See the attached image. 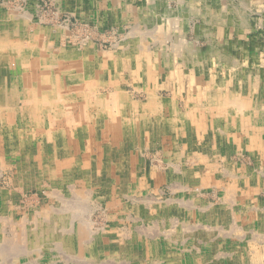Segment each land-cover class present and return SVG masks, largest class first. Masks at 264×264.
Wrapping results in <instances>:
<instances>
[{"label": "rangeland", "instance_id": "obj_1", "mask_svg": "<svg viewBox=\"0 0 264 264\" xmlns=\"http://www.w3.org/2000/svg\"><path fill=\"white\" fill-rule=\"evenodd\" d=\"M259 1L221 0V3L223 9H227L225 11L229 12L230 7H236L244 16L242 11L249 12L247 9L250 8L254 13L252 18L256 19L259 15V12L255 11L259 5L256 2ZM110 3L111 0H0V62L3 59L7 61L12 56L18 67L24 69L28 68L29 64L32 67V62L40 57L43 59L36 62L38 68H60L61 72L54 78L44 77L43 73L39 77L42 81L51 80L52 83L48 86L55 89V99L51 103L54 105L39 110V123L43 127L46 124L50 131L56 126L66 132L65 135L57 137L55 142H48L47 146L43 140L44 135H28L23 127V142L34 155L29 160L21 154L24 148L17 146L21 131L15 124L13 145L18 148L10 155L4 153L0 157V264H21L37 260L35 256L41 253L44 260L45 241L42 237L37 239L38 232L45 234V231H51L53 224L45 221L46 216L53 215V209L57 208L59 211L57 205L60 204L62 207L68 204L75 209L74 200L75 205L87 203L89 206L93 203L91 213L86 211L85 216L89 218L87 223L93 229L95 237H101L91 244V253H88L90 258L103 257L105 254L101 251L111 246L113 249H110L114 252L108 256L124 264H191L185 263L188 258L200 260L198 264H264L263 152L252 150V157L249 158L244 155L246 152L243 150H236L237 147L234 153L227 151L225 141H221L220 145L212 142L213 149L210 147L211 142L203 140L201 144L207 143L208 150L213 153L214 169L217 168L215 172L211 175L210 172H189L186 175L176 170L173 165L172 171L169 172L171 167L163 163V157H155V153H152L167 147V139H171V142L175 139L170 135L166 136L167 126L133 125V120L128 117L132 111L129 102L138 100L132 92L133 76H125L123 82L126 86L121 84L118 91H113L112 85L120 82L111 75L103 85L101 80L98 85L96 80L87 82L84 75L78 74L72 81L64 76L66 69L75 66V63L70 61L72 55L83 54L84 58L91 54L99 58L109 56L99 59L109 64L113 63L118 55L123 56L133 48L131 44H127V30L118 26L119 13L109 11ZM123 17L124 13H121V18ZM230 47L213 45L212 51L216 48L217 53L221 50L223 54L229 55ZM238 48L240 50L241 46ZM254 52L260 56L259 60L241 61L239 64L243 65L247 72L258 70L260 75L258 73L257 76H233L226 73L232 68L225 67L229 66L226 65L227 62L219 59L206 60L204 63L206 67L210 66L212 77L220 79L227 86H230L234 79L236 86L230 87L231 90L239 91L243 96L249 94L252 104L264 101V90L262 93L260 90V86L264 85V49L256 48ZM60 55L64 59L60 60ZM77 64L82 65L83 62ZM114 69L118 70L111 68L112 71ZM221 72L226 75H220ZM246 85L250 86L247 90ZM3 100L6 101V98ZM76 103L85 112L88 110L87 106L93 104L98 107L94 108L93 114L104 116L109 112L111 117L120 116L121 120L115 125L111 123L107 129L108 133L112 132L110 137L99 122L87 121L90 127H94L90 136H99L100 144L95 139L93 141L92 137H89L88 141L82 140L80 138L85 136V127L71 125L68 114L69 107ZM17 105L21 106L22 102ZM2 111L7 110L0 109V113ZM60 111L63 114L56 116ZM260 119L262 116L258 113L257 120ZM254 123L259 124L258 128H261L262 124L257 121ZM249 127L247 124L243 128L245 130ZM83 128L84 132L79 137ZM6 131L4 128V134ZM110 138H115V145L110 142L113 145L110 148L127 149V158L133 164L131 173L126 175L127 178H120L124 171L118 172L119 168H112L113 173L110 175L105 174L106 163L103 162L101 167L100 162H96L93 164H99L102 172L98 171L99 169L87 172L77 170L68 175L69 182L64 181L61 184L63 188L58 189L50 185L54 181L53 166L58 161L59 164H67L79 157L83 159L80 162H84L87 148L82 147L86 143L93 142L94 147L98 145L97 147L102 149V139L107 141ZM59 149L65 151V159V154L61 152L52 153ZM91 149L94 148L89 147L87 153L92 152ZM167 152L174 151L169 149ZM224 153H232L230 157H226L231 168H234L229 172L219 171L225 164V156L222 155ZM41 157H44L42 163L39 161ZM9 161L14 163L13 167L9 166ZM239 165L249 167L252 172L235 173V168L239 172ZM89 169L92 168H86ZM123 179L124 181H119ZM79 180L87 182L88 185L77 183V189L70 187L72 182ZM181 180L187 187H181ZM237 184H249L247 196L245 190L235 188ZM55 191L61 198L59 202L55 198ZM188 199L190 212L197 209L192 207H197L200 201L204 212H201L199 218H187L183 215V211H188L184 202ZM110 216H118L119 222L107 219L105 222L104 219ZM225 220H228L227 223ZM197 232L208 235L207 241L202 238L199 243L192 242V239L197 237ZM110 234L116 237L110 238ZM39 246V252L31 251ZM25 250L29 253H23Z\"/></svg>", "mask_w": 264, "mask_h": 264}, {"label": "crops", "instance_id": "obj_2", "mask_svg": "<svg viewBox=\"0 0 264 264\" xmlns=\"http://www.w3.org/2000/svg\"><path fill=\"white\" fill-rule=\"evenodd\" d=\"M256 3L259 5L255 11L259 12V15H257L258 18L254 19L252 18L254 13L250 11V8H246L251 12L250 15L248 11H242L245 16L240 14L236 7L235 9L230 7L231 10L228 12L225 11L227 9H223L221 0H111V3L108 4L109 11L119 13L118 26L127 30L129 34L127 44H131L133 48L126 51L123 56L118 55V58L115 59L116 62L114 60L113 63L109 64H106L104 60H99L109 58V56L99 58L91 54L84 58L83 54L72 55L70 61L75 63V66L72 65L71 68L66 69L64 76L72 81L75 80L76 75H84L87 82L96 80L98 85L99 80H101L103 85L111 75L120 82L112 85L113 91L120 90L121 84L126 86L123 82L125 76H133L132 92L138 99L135 102H129L132 111L129 112L128 117L133 120V125H165L168 129L166 136L170 135L175 138L172 142L171 139H167V147L162 148L160 152H152L155 153L154 156L163 157V163L171 167L169 172L172 171L173 165L177 168L176 170L186 175L189 172L193 174L210 172L209 175H211L217 168L214 169V156L212 151L208 150L207 143L201 144L203 140L211 142V145L212 142L220 145L221 141H225L227 151L234 153L237 147L236 150H243L246 152L244 155L249 158L252 157V150L253 152L255 150L261 151L264 154V101L252 104L249 94L243 96L239 94V91L231 90L230 87L236 86L234 79L230 82L231 85L227 86L220 79L216 80L212 77L213 73L210 66H204L206 60L219 59L227 62L226 65L229 66L225 67L232 68L226 73H231L233 76L258 75V70L254 72L255 70L252 69L247 72L246 68L239 64L241 61L259 60L260 56L256 55L254 51L256 48L264 49V0ZM228 5L230 6V4ZM246 6L248 7V4ZM121 13H124L123 19ZM213 45H230V54H223L221 50L217 53L216 48L212 51ZM239 45L241 46L240 50ZM216 53L217 55H215ZM11 57L7 61L0 62V109L7 110L0 113V157L4 153L10 155L18 148L13 145L15 140L14 126L17 124L21 131L20 137L17 139V146L24 148L21 154L30 160V157L33 158L34 155L29 152L27 145L23 142L25 140L22 136L23 127L26 128L28 135H44L43 140L47 146L49 143L55 142L57 137L66 134L63 128L60 130L55 126L54 130L50 131L46 124L43 127L39 123L41 117L39 110L46 107L51 108L54 105L51 104L52 100L55 99V89L49 86L45 87L52 81H42L39 77L42 75L41 73H45L44 77L54 78L61 71L60 68L58 70H47L44 66L38 68L36 62L43 59L40 57L37 61L32 62V67L29 64L28 68L23 69L18 67L14 58ZM112 58L113 56L110 57V59ZM62 59L64 58L60 55V60ZM79 62H83V64L78 65ZM112 67L118 70L112 71ZM245 70L246 72H243ZM116 71L118 73H115ZM222 73L224 72H221L220 75ZM249 87L246 85L245 89L247 90ZM260 87L262 93L264 85ZM4 98L8 104L4 103L6 102L3 100ZM19 102H22L21 106L17 105ZM87 107L88 110L85 112L76 103L72 104L68 111L71 125L78 124L85 127V136H82L84 128L79 134V137L82 136L80 138L82 140L88 141V138L92 137L90 136L91 131H94V127H90L87 121L99 122L98 124H101L104 131L107 132L111 123L115 125L117 121L121 120L120 116L119 118L117 116L111 117L109 112L108 115L105 114L104 116L93 114L94 108L98 109L93 104ZM106 109L109 111L108 108ZM258 113H261L262 116L260 121L257 120ZM60 114L63 112L60 111L56 116L60 117ZM256 121L260 125L262 124L261 128H258L259 124L254 123ZM247 124L250 127L244 130L243 127ZM4 128L7 130L6 134L3 132ZM17 132L19 131L17 130ZM107 134L110 137L112 132H107ZM92 139L100 144L99 136L92 137ZM102 140V149L97 147L98 145L94 147L93 142L86 143L82 147L87 148L84 154V162H80L83 159L79 157L67 164L64 162L59 164L58 161L53 166L54 181L50 185H54L53 187L58 189L63 188L61 184L64 181L69 182L68 175L77 170L87 172L99 169L98 171L102 172L103 162L107 166L105 174H112V168H119L118 172L124 171L120 178L131 173L130 169L133 164L127 158V149L110 148V146L115 145V138H110L107 141L106 139ZM259 142L262 143L259 144ZM261 145L262 148H260ZM213 146L210 147L213 148ZM89 147L94 149L87 153ZM153 148L155 147L153 146ZM169 149H173L174 152H167ZM44 152L46 153V151ZM58 152L65 154V151L61 149L52 153ZM232 153L222 154L225 156L224 160L222 159L225 164L219 171L229 172L234 169L231 168L229 160L226 159ZM65 156L66 154L63 159ZM43 158L39 159L41 163L44 161ZM96 162H100L101 167L99 164H93ZM8 163L10 167H13L14 163L12 164L10 161ZM81 166H85V168H81ZM238 167L240 170L238 172V169L235 168V173L252 172V169L247 166L239 165ZM86 168L92 169L86 170ZM82 174L86 175V173ZM182 180L181 187H187V184L183 183ZM119 181H124V179ZM77 183L88 185L87 182L79 180L72 182L70 187L77 189ZM248 187L249 184L244 186L237 184L235 188L245 190L247 196ZM55 192V198L59 202L61 198L57 194L58 192ZM184 202L188 211H183V215L187 218H199L201 212H204L200 201L197 203V207H192L197 208L193 212H190L189 199ZM73 204L75 209L68 204L63 207L60 206L61 204L57 205L60 210L53 209L54 214L46 216L45 221L48 224L52 223L53 228L51 231H45V234L40 231L37 235V239L42 237L45 241L43 244L45 246L43 250L46 253L44 260H42L43 255L41 253L35 256L37 260H30L21 264H124L116 262L113 257L108 256L114 252L111 250L113 249L111 246L101 251L105 254L103 257L97 259L89 257L91 244L95 242L96 238L100 239L99 237H101H95L93 229L87 223L89 218L85 216L86 211L89 210V214L91 213L93 203L89 206L87 203L81 206L75 205L74 200ZM127 218L131 219L129 216ZM106 219L118 221V216L105 218V222ZM227 221L225 220L226 223ZM195 236L197 237L193 238L192 242L199 243L202 238L206 239L208 235L205 236L201 232H197ZM114 237L116 235L110 234V238ZM40 246L31 251L39 252ZM24 252L25 254L29 253L26 250ZM190 262L191 264H198L200 260L188 258L185 261V263Z\"/></svg>", "mask_w": 264, "mask_h": 264}, {"label": "bare ground", "instance_id": "obj_3", "mask_svg": "<svg viewBox=\"0 0 264 264\" xmlns=\"http://www.w3.org/2000/svg\"><path fill=\"white\" fill-rule=\"evenodd\" d=\"M14 12V11H13ZM26 14V13H25ZM18 15H20V14H18ZM28 30V29H27ZM17 35V34H16ZM127 35H128V33H127ZM129 36V35H128ZM8 42H10V41H8ZM13 42V41H12ZM13 43H15V42H13ZM18 43V42H17ZM38 44V43H37ZM3 46V45H2ZM1 47V46H0ZM6 48H7V46H5ZM20 47V46H19ZM114 47V46H113ZM12 49V48H11ZM4 60V59H3ZM114 60V59H113ZM68 62V61H67ZM55 67V66H54ZM45 72V71H44ZM43 75H45V73L43 74ZM27 76V75H26ZM32 76H33V74H32ZM23 77H25V76H23ZM48 77V76H47ZM36 79V78H35ZM31 80V79H30ZM38 80V79H37ZM4 82V81H3ZM28 82V81H27ZM10 83V82H9ZM23 85V84H22ZM40 85V84H39ZM48 86V85H47ZM47 86H45V87H47ZM4 87V86H3ZM24 87V86H23ZM40 87H41V85H40ZM44 87V86H43ZM11 89V88H10ZM37 89V88H36ZM38 89H40V88H38ZM42 89H44V88H42ZM46 89V88H45ZM16 90V89H15ZM81 90V89H80ZM11 92V91H10ZM30 93H31V88H30ZM39 94V93H38ZM37 94V95H38ZM39 96V95H38ZM8 98V97H7ZM32 99V98H31ZM141 100V99H140ZM231 100V99H230ZM85 101V100H84ZM4 102V101H3ZM43 102V101H42ZM53 102V101H52ZM237 102V101H236ZM5 103V102H4ZM24 103V102H23ZM230 103V102H229ZM35 104V103H34ZM45 105V104H44ZM237 107V106H236ZM243 108V107H242ZM168 111V110H167ZM144 113V112H143ZM50 116V115H49ZM139 139V138H138ZM115 170V169H114ZM10 184V183H9ZM88 192V191H87ZM88 194V193H87ZM86 195V194H85ZM48 196V195H47ZM73 196V195H72ZM71 196V197H72ZM88 197V196H87ZM68 200V199H67ZM72 201V200H71ZM87 202V201H86ZM83 204V203H82ZM81 205V204H80ZM82 206V205H81ZM25 207V206H24ZM61 207H62V205H61ZM84 207V206H83ZM81 208V207H80ZM86 208V207H85ZM53 209V208H52ZM79 209V208H78ZM82 209H84V208H82ZM86 209H88V208H86ZM75 211V210H74ZM89 211V210H88ZM245 211V210H244ZM80 212V211H79ZM59 213V212H58ZM81 213V212H80ZM233 214V213H232ZM8 219V218H7ZM72 219V218H71ZM43 220V219H42ZM7 225V224H6ZM211 229V228H210ZM4 230V229H3ZM209 230V229H208ZM219 230V229H218ZM40 232V231H39ZM55 232V231H54ZM12 236V235H11ZM88 237V236H87ZM23 238V237H22ZM22 241V240H21ZM21 246H23V245H21ZM24 247V246H23ZM16 249V248H15ZM57 250V249H56ZM17 253H18V251H17ZM16 254V253H15ZM14 255V254H13ZM12 255V256H13ZM3 258V257H2ZM14 262V261H13ZM6 263V262H5Z\"/></svg>", "mask_w": 264, "mask_h": 264}]
</instances>
